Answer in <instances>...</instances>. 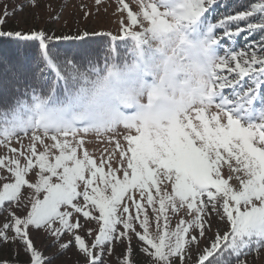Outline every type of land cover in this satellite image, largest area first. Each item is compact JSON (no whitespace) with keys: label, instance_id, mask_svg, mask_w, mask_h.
Instances as JSON below:
<instances>
[{"label":"snow or ice","instance_id":"obj_1","mask_svg":"<svg viewBox=\"0 0 264 264\" xmlns=\"http://www.w3.org/2000/svg\"><path fill=\"white\" fill-rule=\"evenodd\" d=\"M117 2L119 33L99 34L101 47L109 44L102 65L98 55L53 43L84 40L87 31L4 30L10 13H0V40L32 49L23 71L0 55V92L26 89L0 105V169L8 174L0 179L14 181L0 187V210L8 208L0 241L18 243L28 264L56 259L34 246L32 232L41 230L52 246L77 248L83 264H108L117 242L116 264H141L138 254L144 264H245L241 257L264 248V0L223 16H211L218 0H135L136 10ZM245 33L260 38L242 50L226 46ZM121 45L130 62H116ZM89 134L115 147L97 160ZM24 186L30 210L25 204L18 215ZM181 210L191 218L170 228L169 213ZM213 216L225 228L209 235ZM91 222L97 227H85Z\"/></svg>","mask_w":264,"mask_h":264},{"label":"rangeland","instance_id":"obj_2","mask_svg":"<svg viewBox=\"0 0 264 264\" xmlns=\"http://www.w3.org/2000/svg\"><path fill=\"white\" fill-rule=\"evenodd\" d=\"M125 2L129 3L130 6L136 10L137 6L135 0H125ZM21 6L22 10L15 11L13 15L12 13L14 9ZM117 7V0H102V3L99 5L96 4L95 0H36L35 7L29 4L28 0H0V13H2L4 8H7L10 13V18L4 26V30L28 31L29 29H43L49 33H54L56 36L72 37L76 36L77 33L82 35L84 31L89 33L88 36L109 32L113 35L118 34L120 30V15L117 12ZM86 12L88 15H85ZM117 59L120 64H123L125 61L130 62L132 59L131 52L126 54L125 51V54ZM4 74V72L0 73L1 80L4 79ZM18 86L19 85H14L10 89H6V97L9 98L12 93L16 96L18 93H23L26 90L24 87ZM23 142L27 144V138H25ZM12 146L19 147L15 142H13ZM86 147L89 153L99 160L102 155L105 157L108 155V152H105V149L107 148L111 151L115 147V142L113 141L112 144H108L107 141L103 139L98 140L94 134H89L86 138ZM0 154H6L5 149L2 147H0ZM224 169L225 171L223 174L226 178L227 165L224 166ZM7 175L8 174L3 169H0V177ZM26 179H28L29 182L34 183L37 177L32 173H29ZM4 182L14 181L11 179H0V187H2ZM230 183L235 185L237 182L233 180L230 181ZM22 193L25 198L22 201L21 207L17 210L18 215L26 214V209L23 207L25 204L27 205L28 210H30V202L28 201L27 196L30 195L31 190L27 189V186H24L22 188ZM42 195L43 194H41V198ZM15 207L16 205L13 204V208ZM132 211L134 212V209H132ZM7 215V207L0 210V224L4 222ZM149 216L152 224L150 231L155 236L157 234L155 229V219L152 216L150 209ZM169 216L170 228H174L180 218H191L184 213L183 210L177 214L169 213ZM80 222L84 223L82 217H80ZM89 226L97 227L95 222H91L90 225H85V227ZM218 228L224 230L225 225L218 217L213 216L212 232H210L209 235L215 233ZM137 230L140 229L137 228ZM11 235L12 233H9V236ZM32 239L34 240V246L36 249L41 251L46 259L54 255L56 256V259L52 261V264H83L82 256L77 248L70 246L68 249L62 250L59 247V243L52 246V237L42 230L40 232L33 231ZM71 239V234L69 233L63 237L60 243H69ZM131 244L133 248L136 249L140 246V242L135 237H133ZM122 247L123 246L118 242L114 244L115 254L105 257L108 264H116L117 260L121 258L119 254L121 253ZM201 247H203V244ZM137 259L141 264H144L145 257L143 254H138ZM241 259L245 261V264H264V248L259 251L252 250L247 256L241 257ZM5 260H7L9 264H28L29 257L25 255V252L21 249L18 243L0 241V264ZM189 264H191V262H189Z\"/></svg>","mask_w":264,"mask_h":264},{"label":"trees","instance_id":"obj_3","mask_svg":"<svg viewBox=\"0 0 264 264\" xmlns=\"http://www.w3.org/2000/svg\"><path fill=\"white\" fill-rule=\"evenodd\" d=\"M247 2H249V0H218L219 6L211 13V16H223L225 13L231 12L234 9H237L239 5L245 4ZM259 38H260V33H254V34L245 33L236 37L233 40H229L227 42L229 45L227 46L235 47L238 50H242L247 45L253 44L255 41H258ZM100 39H101L100 35L96 34L92 36H87L84 40L61 39L58 41H54L53 43L55 45H58L60 50L62 51H68L84 57L91 56L93 60H95L96 55H98L102 65L104 62V58L108 56L107 49L109 47V44L104 43V45L101 47ZM97 49H99L98 53H96ZM125 51L126 50L124 46L121 45L119 57L124 55ZM129 52H130V48L126 51V54ZM4 54H8L9 56H11L14 59V61L17 63V65L20 67V70L23 71L24 67L30 64L32 49L26 48L23 42L17 44L14 42H9L7 40H0V55H4ZM116 62L119 63L118 59H116ZM6 70H7L6 65L0 64V73L2 72L5 73ZM8 75L10 76L11 72H9ZM13 86L14 85L7 86L5 87L3 92H0V105H2L4 100H8L9 102L12 100V98L14 97L13 93L9 98H7L6 89H10ZM29 95H31V93H29Z\"/></svg>","mask_w":264,"mask_h":264}]
</instances>
